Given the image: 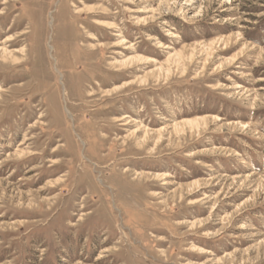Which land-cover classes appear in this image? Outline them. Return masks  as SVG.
<instances>
[{
	"label": "rangeland",
	"instance_id": "1",
	"mask_svg": "<svg viewBox=\"0 0 264 264\" xmlns=\"http://www.w3.org/2000/svg\"><path fill=\"white\" fill-rule=\"evenodd\" d=\"M188 1L0 0V264H264V0Z\"/></svg>",
	"mask_w": 264,
	"mask_h": 264
},
{
	"label": "bare ground",
	"instance_id": "2",
	"mask_svg": "<svg viewBox=\"0 0 264 264\" xmlns=\"http://www.w3.org/2000/svg\"><path fill=\"white\" fill-rule=\"evenodd\" d=\"M193 0H189L188 2H192ZM231 1V0H230ZM169 3V2H168ZM168 3L166 2V4L168 5ZM91 12L92 11H94L95 9H89ZM77 11L79 12L80 10L79 9H77ZM138 20V19H137ZM147 23H148V19H140L139 21H137V25H139V26H142V25H147ZM97 24H99L100 26H102V27H104V28H106V29H115L116 28V26H114V24L112 25V24H108V23H106V22H100V23H97ZM169 33H170V31H169ZM172 35V34H171ZM116 36H118L119 38H121L122 36H119V35H116ZM176 37V36H175ZM90 40H92V39H90ZM152 40V39H151ZM123 43V42H122ZM93 46V45H92ZM99 48L100 49H104V48H106V46H99ZM166 48V47H165ZM128 49H131V47H129ZM7 52V51H6ZM6 52H5V54H6ZM10 55V57H12L11 56V54H9ZM182 59H184V56H181V54H173V55H171L168 59H167V61H168V63H169V65H170V63L172 64V63H178V64H180L181 63V61H182ZM14 62H17V60H15ZM144 62H147V60H145V59H142V58H131V59H127V60H125V61H117V64L116 63H114V64H116V65H114L116 68H120V69H118V71H123V70H129V69H132V67L135 65V64H142V63H144ZM161 68V67H160ZM162 70V69H161ZM171 70V69H170ZM163 71V70H162ZM168 72V71H167ZM168 74V73H167ZM144 81H146V80H144ZM133 83H135L136 81H132ZM141 83H143V82H141ZM132 85V83L131 82H127V83H125V84H123V85H118V86H114L112 89H110V90H108V91H105V95L106 96H108V95H112V94H114V93H116V92H119V91H121V90H124V89H128V87H130ZM91 96H94V93H90L89 94V97H91ZM122 120V119H121ZM123 121V120H122ZM121 121V122H122ZM119 122V121H118ZM209 123V121H208V119H196V120H191V121H187V122H183V123H180V124H176V125H174V127H172V129H173V133H175L176 135H180L181 134V129H185V128H187V129H189L190 131H192V130H199L202 126L201 125H207ZM186 130V129H185ZM138 132H141L140 130H137ZM163 132L164 131H161L160 132V136L161 135H163ZM159 134V133H158ZM199 134V133H198ZM133 135H136V132L133 134ZM150 135H153V134H150V132L149 131H144V135H143V137L142 138H144V140H146L147 139V137L148 136H150ZM158 142V141H157ZM127 171V170H126ZM134 176H136V177H150V175H142V174H140V173H136V175H134ZM135 178V177H134ZM154 178H156V179H159L160 181H162L163 182V184L164 185H167V184H170V182H168V181H166V179L168 178V177H165V176H160V175H157V176H154ZM192 186H194V184L192 185ZM198 202V201H197ZM194 225V224H193Z\"/></svg>",
	"mask_w": 264,
	"mask_h": 264
}]
</instances>
